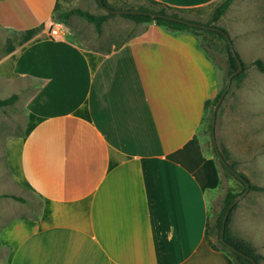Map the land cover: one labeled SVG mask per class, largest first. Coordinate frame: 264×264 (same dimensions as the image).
Returning a JSON list of instances; mask_svg holds the SVG:
<instances>
[{
    "label": "crops",
    "instance_id": "0c3cea01",
    "mask_svg": "<svg viewBox=\"0 0 264 264\" xmlns=\"http://www.w3.org/2000/svg\"><path fill=\"white\" fill-rule=\"evenodd\" d=\"M79 4L0 0V90L17 95L27 120L4 143L12 190L0 201L37 200L13 215L0 207V264H236L205 236L220 183L198 136L206 54L193 36L157 27L108 51L80 46L65 24L51 37L53 13ZM246 208L229 230L250 242Z\"/></svg>",
    "mask_w": 264,
    "mask_h": 264
},
{
    "label": "rangeland",
    "instance_id": "374dc122",
    "mask_svg": "<svg viewBox=\"0 0 264 264\" xmlns=\"http://www.w3.org/2000/svg\"><path fill=\"white\" fill-rule=\"evenodd\" d=\"M79 1V8L91 15L98 16L106 13L96 0ZM105 1L113 10L156 8L149 0ZM218 2L180 14L189 20L206 24ZM214 24L226 31L236 54L246 66L243 76L231 81L227 93L217 108L214 126L216 145L219 152L224 150L227 164H233L236 172L242 174L249 184L264 189V73L252 65L255 59L264 60V0H233L225 14ZM64 26L80 46L101 51H108L127 39L149 33L154 27L170 34L193 36L196 47L200 50L202 47L205 48V43L208 42L206 46L211 58L204 57L210 62L212 68L208 75L209 98L213 99L226 86L228 75L225 43L214 36L203 38L187 32H171L154 23H136L117 14L104 21L99 34L95 31L93 24L78 15H72ZM10 91L0 90V99L7 97ZM208 120L209 112L204 115L198 136L204 150L213 155ZM26 121L22 101L0 108V195L4 194L1 193L3 191L12 190L8 168L4 167V143L23 132L27 127ZM214 161L219 172L220 183L219 188L209 195V230L213 227L216 215L220 212L225 193L227 191L240 193L243 189L241 182L227 174L215 157ZM1 197L0 200H2ZM31 203L37 204V200L33 198L25 206L19 205L18 207L12 205V201L3 200L0 201V207L2 204L9 206L10 214H17L18 210L30 208ZM235 206L232 214L236 208L245 207L251 209L254 214L253 223L246 230L251 232L253 241L250 242L261 256L258 264H264V191L249 189ZM206 241L221 247L216 235L210 231L206 236Z\"/></svg>",
    "mask_w": 264,
    "mask_h": 264
},
{
    "label": "trees",
    "instance_id": "16d2710c",
    "mask_svg": "<svg viewBox=\"0 0 264 264\" xmlns=\"http://www.w3.org/2000/svg\"><path fill=\"white\" fill-rule=\"evenodd\" d=\"M97 1V0H96ZM150 3L154 6H156L155 9L152 8H138V11H144V12H152V13H156V14H163V15H169V16H173L176 18H181V19H185L191 22H195L192 20L187 19L186 17L182 16L180 13L182 12H187L189 10L192 9H196V8H189V9H185V8H176V7H172L169 5H166L164 3L161 2H157L155 0H149ZM104 6L112 9L105 0H102ZM233 0H220L218 2L217 5L214 6L212 14L210 16L209 21L204 24L205 26H210V27H214L216 30H208V29H202V28H197V27H192L180 22H176V21H172V20H167L164 18H153L149 15L146 14H135V15H122L123 17H126L128 19L133 20L136 23H154L155 25L165 28L171 32H187L190 33L194 36H202L203 38H206L205 36H210V37H216L221 41H224V47H225V52H226V64H227V75L229 76L232 72H234L237 69V64L235 62V59L233 58L230 50H229V46L227 43V40L225 38V36L228 34L226 33L225 30H223L222 28L217 27L214 23L217 22L227 11V9L229 8V6L232 4ZM133 10V9H132ZM72 15H78L79 17L83 18L84 20H86L88 23L93 24L95 31L99 34L101 32V26L104 23V21H106L108 18L113 17L114 14H110V13H105L103 15H91L90 13L80 10V9H71L68 11H64V12H57L55 11L52 15V18L58 22V23H62V24H66L67 20L69 19V17H71ZM197 23V22H195ZM201 24V23H199ZM229 37V36H228ZM208 42L205 43V48L202 47V50L204 51V53L206 54V56H208V58L210 56L209 52L207 51V44ZM242 63V62H241ZM252 65L261 73H264V60L262 59H255L252 62ZM246 69V66L244 64H242V71L235 75L232 80H238L243 76L244 70ZM223 89L220 90L217 95L213 98V99H206L204 102V115L206 113L209 112V123H208V129L210 131L211 129V119H212V112H213V108L216 104V102L218 101L221 93H222ZM17 99V95H11L7 98L4 99H0V108H4V107H8L11 106L15 100ZM221 155L223 156L224 160L226 161V157H225V152L224 150H222ZM213 156L216 158V160L220 163V165L222 166V168L226 171L227 174L235 177L236 179L239 180V178H237L234 175L235 171V167L233 164H228L229 168L232 170H230L229 168L225 167L224 164L222 162H220L218 160L217 154L214 151L213 148ZM239 174V173H238ZM246 182H248V180L242 175L239 174ZM241 182V184L243 185V189L240 193H242L245 190V186L243 184V182L241 180H239ZM249 183V182H248ZM249 189L250 190H262L264 191V189L256 187L254 185L249 184ZM240 193H234L231 191H227L224 195L223 198V203L220 209V212L216 215V218L214 220L213 223V227L208 228V223L206 225V230H205V236H207L208 232H212L213 234L216 235L218 242L220 244L221 247H217L213 244H210V246L212 247V249L214 250H221V251H225L226 253H228L230 256L233 257L234 261L236 264H253L252 262H250L248 259H246L245 257L234 253L232 251H230L221 241H220V229H221V221L222 218L225 214L226 208L227 206L230 204V202ZM5 197H12V198H16L14 196L11 195H4ZM18 199V198H16ZM20 200V199H19ZM236 206L232 207L231 210L229 211V214L227 216L226 219V223H225V231H224V241L230 245H232L237 251L241 252L242 254H244L247 257L252 258L255 261V264H258L259 260L261 259V256L256 252L255 247L240 238H237L235 236H233L230 233L229 230V223H230V217L232 214V211L235 209Z\"/></svg>",
    "mask_w": 264,
    "mask_h": 264
},
{
    "label": "water",
    "instance_id": "95a60500",
    "mask_svg": "<svg viewBox=\"0 0 264 264\" xmlns=\"http://www.w3.org/2000/svg\"><path fill=\"white\" fill-rule=\"evenodd\" d=\"M99 6L106 12V13H110V14H114V15H135V14H146V15H149L153 18H164V19H167V20H172V21H176V22H180V23H183V24H186V25H189V26H192V27H197V28H202V29H208V30H216L214 27H210V26H205L204 24H199V23H195V22H191V21H188V20H185V19H181V18H176V17H173V16H169V15H163V14H156V13H152V12H144V11H138V10H113V9H110L106 6H104L102 0H97ZM226 40H227V43H228V46H229V50L233 56V58L235 59V62L237 64V69L232 72L229 76H228V79H227V83H226V86L224 87L218 101L216 102L214 108H213V112H212V119H211V136H212V144H213V148H214V151L215 153L217 154V157H218V160L220 162H222L224 164L225 167L229 168V165L227 164V162L224 160L223 156L221 155V153L219 152L218 148H217V145H216V140H215V137H214V126H215V118H216V111H217V108L220 104V102L222 101L223 97L225 96V94L227 93L229 87H230V84H231V81H232V78L239 74L241 71H242V63H241V60L240 58L238 57V55L236 54L234 48H233V45H232V42L230 40V38L226 35L225 36ZM230 169V168H229ZM231 170V169H230ZM232 171V170H231ZM234 172V175L239 178V180H241L245 186V190L240 193L239 195H237L231 202L230 204L227 206L226 208V211H225V214L222 218V221H221V229H220V241L232 252L234 253H237L243 257H245L246 259H248L250 262H252L253 264H255V261L250 258V257H247L245 256L244 254H242L241 252L237 251L232 245L226 243L224 241V231H225V223H226V219H227V216L229 214V211L231 210L232 207H234L237 202L248 192L249 190V183L246 182L237 172L235 171H232Z\"/></svg>",
    "mask_w": 264,
    "mask_h": 264
},
{
    "label": "built area",
    "instance_id": "2783aa9c",
    "mask_svg": "<svg viewBox=\"0 0 264 264\" xmlns=\"http://www.w3.org/2000/svg\"><path fill=\"white\" fill-rule=\"evenodd\" d=\"M64 26L62 23H54V25L49 29V35L51 37H60L63 35Z\"/></svg>",
    "mask_w": 264,
    "mask_h": 264
}]
</instances>
